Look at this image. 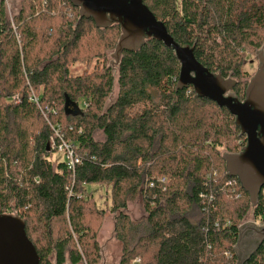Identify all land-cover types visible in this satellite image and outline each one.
Masks as SVG:
<instances>
[{"label":"trees","instance_id":"16d2710c","mask_svg":"<svg viewBox=\"0 0 264 264\" xmlns=\"http://www.w3.org/2000/svg\"><path fill=\"white\" fill-rule=\"evenodd\" d=\"M143 3L178 44L195 45L201 64L236 79L234 94L244 97L251 75L239 50L262 46L264 0ZM79 16L69 0H21L9 19L0 0V214L23 219L39 264H101L106 210L87 186H109L118 264H238L243 220L251 212L263 226L264 188L252 207L226 173L223 151L246 143L234 117L192 87L176 89L180 64L160 41L123 51L114 71L98 49H115L120 27ZM76 60L91 70L72 75ZM54 130L79 158L73 171L46 149ZM136 195L140 221L122 212ZM240 264H264V241Z\"/></svg>","mask_w":264,"mask_h":264},{"label":"water","instance_id":"95a60500","mask_svg":"<svg viewBox=\"0 0 264 264\" xmlns=\"http://www.w3.org/2000/svg\"><path fill=\"white\" fill-rule=\"evenodd\" d=\"M79 8V19L92 18L96 27H120V36L111 56L119 63L123 51H136L146 40L154 39L174 51L180 64L176 89L192 87L200 98H206L224 107L233 117L246 143L238 153H223L226 173L236 177L256 206L260 191L264 188V52L256 53L259 65L249 79L243 100L233 93L236 80L213 73L194 56L195 45H180L168 33L164 23L158 20L143 0H69ZM49 151V144H46ZM255 244L245 255L240 245L244 240ZM264 241V226L251 221L239 227L235 254L240 264ZM243 242V243H242ZM242 253H241V252ZM247 252V251H246ZM239 255L241 257H239ZM0 264H39V256L26 235L25 223L18 215L0 214Z\"/></svg>","mask_w":264,"mask_h":264},{"label":"rangeland","instance_id":"374dc122","mask_svg":"<svg viewBox=\"0 0 264 264\" xmlns=\"http://www.w3.org/2000/svg\"><path fill=\"white\" fill-rule=\"evenodd\" d=\"M6 2H7V5H6L7 13H10L13 15L15 12L18 11L21 0H6ZM108 37H110V36L108 35L105 38L107 39ZM84 42H85V40H84ZM83 43H82V45L84 47H83L82 56H84V54L86 53V49L88 48L87 45L85 43L84 44ZM261 48L264 52V42L262 43V46L259 48V50L257 52H259L261 50ZM89 49L91 50V48H89ZM98 50H106L105 54H106L107 60L109 61V63L113 67L114 71H116L117 64L114 62V58L111 56V54L114 52V48L105 49L104 46H102V44H101V47ZM257 52L250 51L246 48L242 51L239 50V53L242 54V57H243V63H242L241 69L243 71L247 72L249 75H251V77L256 73L258 65H259V60H258V57L256 55ZM94 60L95 59H93L92 62H94ZM91 68H92V64L89 65L88 63H84V62H81L79 60H76L70 66L69 70H70V73L72 75H79L82 72H84L85 70H91ZM114 77L116 78V73L114 74ZM249 79H247V80L249 81ZM242 80H246V78L243 77ZM117 92H118V88H117V84L115 81L112 93H111L109 99H107V101H106L107 106L110 105L115 100ZM154 104L159 105L160 104L159 100L155 99ZM94 138L97 140H100L101 138H103L101 131L96 130L94 133ZM223 152H225V151H223ZM51 159L55 163L57 161L64 160L65 159L64 152L56 151V153L51 155ZM87 190L91 191L93 193V195L97 201V206L99 208H105V210H106L105 214H106L108 212L107 211L108 208H106L104 201H106V195L109 191V187L93 184V185L87 186ZM122 212L127 213L133 221H140V220L144 219L145 214L143 211V206H142V201H141L140 196L136 195L135 198L130 199L128 201L127 208L124 211L122 210ZM110 217L112 218L113 215L110 214V215H108V219L106 221L103 220V223H102V225L98 231V242L102 248V257H103V262L101 261L102 262L101 264H118L119 257L121 254V244L119 242L118 243L114 242V240L112 239L114 237L113 236L111 237V228H112V224H113L112 223L113 219H110ZM249 221L254 222V220L251 217V212L248 213V215L243 220L242 224L249 222ZM103 225H104V227H103ZM102 227H103V229H102ZM101 229H102V231H101ZM240 248H241L243 253L245 251V255L248 254V251L246 252V248L243 246V244L240 245ZM239 257H241V256L239 255ZM241 258H243V256ZM53 264H54V262H53ZM65 264H70V263L65 262ZM82 264H84V263H82Z\"/></svg>","mask_w":264,"mask_h":264},{"label":"built area","instance_id":"2783aa9c","mask_svg":"<svg viewBox=\"0 0 264 264\" xmlns=\"http://www.w3.org/2000/svg\"><path fill=\"white\" fill-rule=\"evenodd\" d=\"M5 7L7 5L6 0H4ZM7 10V7H6ZM9 16V19H11L12 14L7 13ZM18 101V99H16ZM49 146L51 149H55L56 151H62L65 155V163L69 170L73 171L75 168V165L79 163V158L74 155L72 143L67 142L63 135L60 134L58 130H54V136L50 137L49 139ZM8 214L15 215L14 212H6ZM253 223L256 224L254 221ZM263 226H264V218H263ZM228 255V253H226ZM138 262V259L133 260L132 264H136Z\"/></svg>","mask_w":264,"mask_h":264},{"label":"crops","instance_id":"0c3cea01","mask_svg":"<svg viewBox=\"0 0 264 264\" xmlns=\"http://www.w3.org/2000/svg\"><path fill=\"white\" fill-rule=\"evenodd\" d=\"M109 187V186H108ZM106 201H104V204L106 205V208H108L109 207V202H108V198L106 197ZM111 213H109V212H107L105 215H104V221H106L107 219H108V215H110ZM110 219H113V217L111 218L110 217ZM112 223H113V221H112ZM103 227H104V225H103ZM103 227H102V229H103ZM102 229H101V231H102ZM101 233V232H100ZM113 236V224H112V228H111V237ZM113 240H114V242H116V243H118L114 238H112ZM102 249V248H101ZM102 262H103V257H102Z\"/></svg>","mask_w":264,"mask_h":264},{"label":"flooded vegetation","instance_id":"af4514ba","mask_svg":"<svg viewBox=\"0 0 264 264\" xmlns=\"http://www.w3.org/2000/svg\"><path fill=\"white\" fill-rule=\"evenodd\" d=\"M236 84H237V82H236ZM233 93H234V91H233ZM243 98L242 99L239 98V99L243 100ZM254 244H255V241L249 239V240H244V245L243 246L246 248V251H248Z\"/></svg>","mask_w":264,"mask_h":264}]
</instances>
